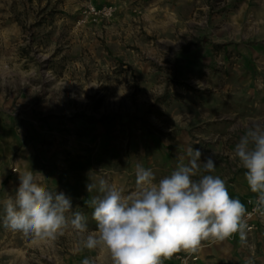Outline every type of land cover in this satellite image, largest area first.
Returning <instances> with one entry per match:
<instances>
[{"label":"rangeland","instance_id":"1","mask_svg":"<svg viewBox=\"0 0 264 264\" xmlns=\"http://www.w3.org/2000/svg\"><path fill=\"white\" fill-rule=\"evenodd\" d=\"M252 120L264 121V0H0V264H111L77 253L71 230L45 241L5 227L18 172L70 196L94 230L88 182L132 190L137 163L159 180L191 145L215 153L212 174L244 203L256 194L233 149ZM163 264H264V229Z\"/></svg>","mask_w":264,"mask_h":264},{"label":"clouds","instance_id":"2","mask_svg":"<svg viewBox=\"0 0 264 264\" xmlns=\"http://www.w3.org/2000/svg\"><path fill=\"white\" fill-rule=\"evenodd\" d=\"M233 151L245 169L248 188L256 194L255 210L264 214V121H249ZM202 156L189 145L174 170L159 180L137 163L129 191L105 177L88 182L94 230L85 214L74 209L70 196L49 190L25 168L18 172L14 195L3 200L4 226L45 241H56L71 230L77 253L100 249L111 264H163L181 250L197 251L209 238L224 240L238 233L244 240L247 209L230 196L226 181L212 174L215 153ZM80 264L95 261L85 256Z\"/></svg>","mask_w":264,"mask_h":264},{"label":"built area","instance_id":"3","mask_svg":"<svg viewBox=\"0 0 264 264\" xmlns=\"http://www.w3.org/2000/svg\"><path fill=\"white\" fill-rule=\"evenodd\" d=\"M91 9L95 11L94 8ZM97 12L103 15H109L112 12V6L104 5L101 8H98ZM255 200L256 196H253L245 199L244 201L245 207L247 209V215L245 216V219L248 228L246 230V236L242 241H247L250 236H252L253 234H258L261 230L264 229V214H261L260 212H257L255 210Z\"/></svg>","mask_w":264,"mask_h":264}]
</instances>
